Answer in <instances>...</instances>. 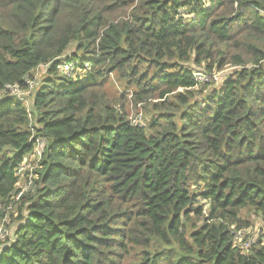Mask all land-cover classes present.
Returning <instances> with one entry per match:
<instances>
[{"label":"trees","instance_id":"trees-1","mask_svg":"<svg viewBox=\"0 0 264 264\" xmlns=\"http://www.w3.org/2000/svg\"><path fill=\"white\" fill-rule=\"evenodd\" d=\"M210 2L0 0V264H264V0Z\"/></svg>","mask_w":264,"mask_h":264},{"label":"rangeland","instance_id":"rangeland-1","mask_svg":"<svg viewBox=\"0 0 264 264\" xmlns=\"http://www.w3.org/2000/svg\"><path fill=\"white\" fill-rule=\"evenodd\" d=\"M207 2L206 8L209 7L210 5V0H205ZM185 17H191L190 14H186ZM63 68L67 70V72H73V66H67L66 64L63 65ZM201 68L197 69L200 70ZM44 68H41L40 71L37 72V75L43 76L44 73ZM232 70V68H227L226 70H223L221 73H216L214 76V80H211L209 82H207V80L205 79H200V82L204 83H209L207 86V88H205V92L210 93L212 91V89L215 88V86H213L214 84H218L222 81V79L225 77V75L227 73H229ZM115 87H119L117 84H115ZM212 85V86H211ZM34 85L33 83L30 81L29 82V87L25 90H19L17 87H11L10 91L12 94L17 95L19 98H21L22 100H24L25 102H30L33 99V93H34ZM111 89V88H109ZM123 93V92H121ZM205 104V102L203 101V105ZM126 112L127 117L130 121H132L133 123H143L145 124L148 116L146 115V113L144 112L143 106L140 105L138 106V108H136L131 102L130 104L127 106L126 108ZM48 143V140L45 139V142L43 143V151L46 147ZM33 151V149H32ZM31 151V153H32ZM25 161V160H24ZM23 163V162H22ZM25 167V166H24ZM23 166L20 167V169H18V173L20 170L24 169ZM30 180L27 179H21L19 185H18V189H24L28 190L29 192H34L36 190L37 187L34 188H30L31 186V180L33 181V179L37 178V175H34L33 177L31 175H29ZM19 215L20 213L16 210V205L12 208H1L0 209V238L3 236H8L9 235V231H14L15 229V225H13L14 223H17L19 220ZM257 222H259V220H257ZM260 227L258 225V223H256V227L255 228H247L236 240L237 243H242V240L244 238H247V243H245L244 245H248V243H253L256 242V240L258 239V234H263L264 231H260L259 228ZM8 240V239H7ZM7 240H0V243L6 242Z\"/></svg>","mask_w":264,"mask_h":264},{"label":"built area","instance_id":"built-area-1","mask_svg":"<svg viewBox=\"0 0 264 264\" xmlns=\"http://www.w3.org/2000/svg\"><path fill=\"white\" fill-rule=\"evenodd\" d=\"M67 66H72V65H68L66 64ZM196 75L198 77H201L205 80V76L202 75V73L200 72H196ZM45 142V139L44 138H37L36 139V147H35V155H33L31 161H25L22 163L21 166H25L24 169L20 170L19 172H24L26 170H28V172L30 173V175L33 177L35 174V171L36 169L39 167V162L41 160V157H42V153H43V143ZM31 182V186L30 188H32V180L30 181ZM9 231V235L8 236H3L0 238L1 239H6L7 237H13L15 235L12 234V232L8 229Z\"/></svg>","mask_w":264,"mask_h":264}]
</instances>
